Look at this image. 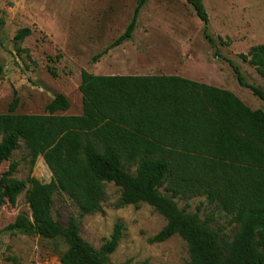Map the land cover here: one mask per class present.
<instances>
[{
	"label": "trees",
	"instance_id": "obj_1",
	"mask_svg": "<svg viewBox=\"0 0 264 264\" xmlns=\"http://www.w3.org/2000/svg\"><path fill=\"white\" fill-rule=\"evenodd\" d=\"M205 24L210 22L205 0H185ZM148 0H139L126 32L93 57L98 62L111 50L133 39ZM32 34L20 31L17 41ZM264 79V44L242 54ZM242 88L264 101V92L245 81L229 62ZM4 68L0 65V79ZM80 92L83 114L61 116L71 103L57 96L46 115L0 114V167L24 141L31 163L43 157L53 177L49 184L35 177L12 179L18 163L0 174V206H12L27 190L32 219L19 218L6 232L63 238L76 249L65 252L61 264H107L123 237L117 224L97 250L81 235L80 219L68 227L52 215L54 196L67 194L81 217L102 211L106 184L121 189L119 208L147 204L167 221L151 244L179 235L187 244L185 264H264V111L248 107L233 92L179 76H98L83 71ZM136 168V173L129 172ZM165 189L170 195L162 193ZM206 197L210 205L232 216L238 225L233 241L209 226L200 214L180 209L177 199ZM125 264H130L129 262ZM147 264V263H144Z\"/></svg>",
	"mask_w": 264,
	"mask_h": 264
},
{
	"label": "rangeland",
	"instance_id": "obj_2",
	"mask_svg": "<svg viewBox=\"0 0 264 264\" xmlns=\"http://www.w3.org/2000/svg\"><path fill=\"white\" fill-rule=\"evenodd\" d=\"M139 0H0V114H8L15 98V114L46 115L47 106L59 95L71 103L61 116L83 114L81 74L98 76H179L228 90L253 110L264 111V101L242 88L229 62L245 81L264 92V79L242 60L252 47L264 44V0H205L210 22L205 24L185 0H148L142 10L133 39L111 50L98 62L93 57L119 39L130 25ZM32 34L17 41V34ZM2 137L0 136V142ZM18 163L14 180L35 177L49 184L52 173L43 157L36 164L24 141L12 158L0 167V174ZM135 174L136 168H129ZM29 185L27 190L29 189ZM27 190L14 206H0V264H61L70 250L63 238H44L22 232H6L19 218L32 219ZM162 193L170 195L165 189ZM121 189L106 184L102 211L81 217L78 205L65 193L54 196L52 215L68 227L72 217L80 219L82 239L100 250L110 240L117 224L123 237L107 264H185L190 262L188 244L179 236L164 243L150 239L166 226V219L147 204L119 208ZM180 209L200 214L203 222L221 229L233 241L238 225L232 216L206 197L177 199Z\"/></svg>",
	"mask_w": 264,
	"mask_h": 264
}]
</instances>
